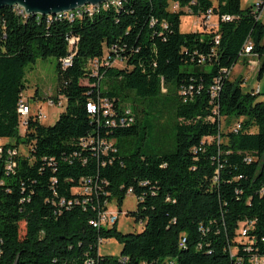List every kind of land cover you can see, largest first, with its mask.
<instances>
[{
    "label": "trees",
    "instance_id": "16d2710c",
    "mask_svg": "<svg viewBox=\"0 0 264 264\" xmlns=\"http://www.w3.org/2000/svg\"><path fill=\"white\" fill-rule=\"evenodd\" d=\"M117 1L72 20L0 10V139L27 149L12 172L0 158V264H264V102L229 78L240 59L247 65L248 43L262 77L264 23L241 0ZM208 11L215 29L180 32L181 16ZM47 58L57 61L47 101L62 97L65 107L52 126L30 116L20 136L25 69ZM221 119L236 127L222 131ZM84 179L96 185L88 201L72 192ZM128 189L137 205L126 215L141 231L93 228ZM240 224L251 225L249 243L237 241ZM108 239L119 256L97 253Z\"/></svg>",
    "mask_w": 264,
    "mask_h": 264
},
{
    "label": "rangeland",
    "instance_id": "374dc122",
    "mask_svg": "<svg viewBox=\"0 0 264 264\" xmlns=\"http://www.w3.org/2000/svg\"><path fill=\"white\" fill-rule=\"evenodd\" d=\"M217 3L216 0H212ZM263 0H241V7L245 9L247 7H255L257 3L262 2ZM170 11H178V7L175 4L170 3ZM184 12L188 10L183 9ZM216 19V16H212ZM261 21L264 23V11L262 14ZM202 30L210 31V28L202 27V21L198 17L191 15L181 16L180 23V32L189 33V32H200ZM255 61L256 65L253 69H250V65L244 64L243 60L240 59L238 63L234 66L233 71L230 74V80L242 79L243 84L241 85L242 91L244 92H257L259 88V95L256 96V102H264V73L262 77L258 79L257 73L259 69V60L257 58H251ZM114 67L123 68L125 64L123 62H115ZM209 67H206V70H209ZM24 86L25 89L22 93V99L28 101L31 112L33 114L37 113L39 109H42L43 113L47 116L45 120L42 121V124L45 126H52L58 119L59 112L63 109L57 107H49L47 99L49 97L55 96L56 87H57V61L54 58L47 59H37L34 64H29L25 69L24 75ZM86 82L84 81V84ZM225 120H220V128L222 131H228L236 127L235 122H231V125L228 127L225 124ZM19 135L23 136V129L19 128ZM212 139H207L211 141ZM18 151L22 156L27 155V149L23 146L18 147ZM78 190H72L73 193ZM137 201L133 195H127L123 201L122 206L119 208L115 201L110 203L108 209L111 212L118 214V221L115 224L117 231L122 234H128L132 232H140L143 225L136 222L133 217L127 216L126 213L134 212L136 210ZM120 212V213H119ZM20 235H24V224H19ZM122 245L115 239L104 240L98 246L99 253L103 256H119L121 253Z\"/></svg>",
    "mask_w": 264,
    "mask_h": 264
},
{
    "label": "built area",
    "instance_id": "2783aa9c",
    "mask_svg": "<svg viewBox=\"0 0 264 264\" xmlns=\"http://www.w3.org/2000/svg\"><path fill=\"white\" fill-rule=\"evenodd\" d=\"M112 4L114 6H119L120 3L117 0H111L108 2V5ZM255 12L257 13L256 16V20H260L262 19V14L264 11V0L260 3H257L256 6L254 7ZM16 13L18 15H21L23 18H26L27 15L26 13H24V11L18 7H15ZM100 9H93L92 5H86L84 7L78 8L74 11L71 12H67V13H61L58 14V17H65V18H74V19H81L82 17H84L85 15L87 16H92L94 13H96L97 11H99ZM213 15L211 14L210 11L207 12V14L201 18L202 21V27L204 26L205 28H210V29H215L217 27V22L214 25L210 19ZM52 18H50L51 20ZM58 19V18H55ZM222 21H230L231 17L228 16H223L221 18ZM76 39L71 38L68 40V44L70 47V52L72 50L73 45L75 44ZM252 51V45L251 43H248L245 48L243 53L241 54V58H247L248 59V65L247 67L250 65V69H253L255 67V61L251 60V58H257L255 55L251 54ZM113 53H116V51H113ZM71 60H72V54H70L68 57H66L65 59H63L60 63H61V67L62 69L67 68L68 66H70L71 64ZM109 63L107 61H103L101 62V65H108ZM100 65V62L98 60H94L89 62V68L90 70L95 72L98 69V66ZM225 72V71H224ZM218 82L216 81V85L214 87H212V96H215L217 91H218ZM258 93V89L257 92ZM48 105L49 107H57L59 109H64L65 107V100L62 97L58 98L57 102H54L52 100H48ZM103 107H105L107 110L103 113L104 116L109 114V106L107 104H103ZM88 110L90 112H95V107L91 104H89L87 106ZM17 114L19 117V128L23 129V135L26 131V125H27V120L30 116H36L37 120L41 123L43 120H45L47 118V116L43 113L42 109H39L37 113L33 114L31 112V107L28 103L27 100L25 99H21L18 102V106H17ZM112 125H114V122H111ZM94 143V141L92 139H85V140H81V145L83 147H86L87 145H92ZM98 143V142H97ZM7 144L6 140H1L0 139V158L2 157V155H5L6 158V164H5V169L7 172H12L13 169L16 166V163L14 161V158L20 155V152L18 151V149H5V145ZM99 144L104 145L105 148H107L108 144H106L105 142H100ZM74 190V189H73ZM76 190H78L77 192H75L76 194H79L81 196L86 197V201H88V198L91 197L92 195L96 194V185L92 184V181L90 179H84L80 181V187L77 188ZM127 195H132V190L128 189L127 191ZM62 203L64 201H61ZM77 203V202H75ZM69 205H71L72 203L69 202ZM110 205V204H109ZM109 205L107 203H105V207L106 209L103 211L98 212L97 216L95 219H92L89 224L93 227V228H106V229H110L112 228L118 221V214L115 212H111L109 211L108 207ZM120 213V212H119ZM140 224L143 225L142 222H139ZM251 225H247V224H240L239 229H238V242L239 243H249V241L246 239L247 237V231L250 228ZM104 240H99L98 242V246L99 244H101ZM98 254L99 250L97 251ZM166 264H173V263H166Z\"/></svg>",
    "mask_w": 264,
    "mask_h": 264
},
{
    "label": "water",
    "instance_id": "95a60500",
    "mask_svg": "<svg viewBox=\"0 0 264 264\" xmlns=\"http://www.w3.org/2000/svg\"><path fill=\"white\" fill-rule=\"evenodd\" d=\"M111 0H0V10L18 7L27 15L56 16L86 5L97 6Z\"/></svg>",
    "mask_w": 264,
    "mask_h": 264
},
{
    "label": "crops",
    "instance_id": "0c3cea01",
    "mask_svg": "<svg viewBox=\"0 0 264 264\" xmlns=\"http://www.w3.org/2000/svg\"><path fill=\"white\" fill-rule=\"evenodd\" d=\"M213 4L214 5H216V3L215 2H213ZM199 20H201V18H198ZM210 21L215 25L216 24V19L214 18V17H211V19H210ZM204 27V26H203ZM233 71V70H232ZM258 89V91H259V88H257ZM260 92H258V94H259ZM63 111V110H62ZM61 111V112H62ZM61 112H59V114L61 113ZM41 124H42V122H41Z\"/></svg>",
    "mask_w": 264,
    "mask_h": 264
},
{
    "label": "bare ground",
    "instance_id": "6f19581e",
    "mask_svg": "<svg viewBox=\"0 0 264 264\" xmlns=\"http://www.w3.org/2000/svg\"><path fill=\"white\" fill-rule=\"evenodd\" d=\"M108 2H106V3H104V4H101V5H105V4H107ZM101 5H97V6H101ZM97 6H93V8L94 7H97ZM13 8H15V7H13ZM47 17H58V15H56V16H47ZM45 18V17H44ZM58 18H65V17H58ZM69 20H72L73 18H68Z\"/></svg>",
    "mask_w": 264,
    "mask_h": 264
}]
</instances>
